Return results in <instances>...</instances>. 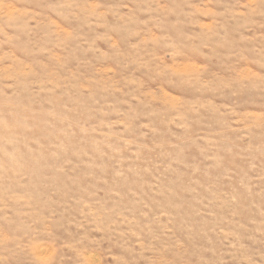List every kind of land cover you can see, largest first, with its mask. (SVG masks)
I'll return each mask as SVG.
<instances>
[{"label":"rangeland","instance_id":"obj_1","mask_svg":"<svg viewBox=\"0 0 264 264\" xmlns=\"http://www.w3.org/2000/svg\"><path fill=\"white\" fill-rule=\"evenodd\" d=\"M0 264H264V0H0Z\"/></svg>","mask_w":264,"mask_h":264}]
</instances>
